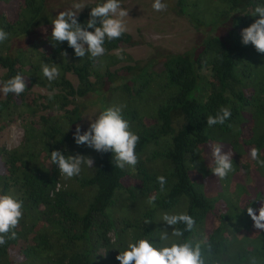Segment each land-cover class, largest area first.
I'll use <instances>...</instances> for the list:
<instances>
[{
    "label": "trees",
    "instance_id": "trees-1",
    "mask_svg": "<svg viewBox=\"0 0 264 264\" xmlns=\"http://www.w3.org/2000/svg\"><path fill=\"white\" fill-rule=\"evenodd\" d=\"M57 1L0 0V29L9 33L0 43V81L17 73L28 76L25 93L19 97L8 94L0 100V129L15 119L23 123L32 118L44 128L42 136L32 141L42 146L41 152H28L24 125L18 148H0V194L14 195L24 204L17 238L0 246V264H120L116 256L129 241L158 237L161 229L155 217L159 212H187L194 217L196 229L185 233V238L207 237L211 245L208 264H248L251 257L264 264V230L255 229L247 214L248 206H261L258 199H264V182L255 184L261 186L256 199L247 198V190L237 186L235 195L225 192L220 196L224 201L220 206L219 197H207L202 179H192L191 172L198 169L204 177L199 170V149L208 143L211 133H231L239 107L251 103L264 107V54L241 42V30L258 18L250 15L257 5H264V0H177L180 14L196 31L205 30L204 36L189 51L167 55L159 72L154 71L153 63L130 64L127 53L123 52L125 59L117 58L116 49L124 51L138 44L129 33L105 42L106 53L100 64L87 55L76 57L67 42L53 47L52 7ZM201 1L206 3L204 8ZM102 2L95 0L88 5L78 22L86 24L91 7ZM34 37L38 38L36 46H32L37 43ZM62 52H67V57ZM42 63H55L60 76L50 83L42 74ZM117 65L122 66L112 71ZM67 74L76 78V86ZM32 86L46 90L53 98L45 96L41 105L39 96L32 99L29 94ZM118 91L143 103L141 110L123 111L125 119L141 123V130L136 132L140 137L136 147L139 163L133 173L140 182L138 193L133 192L135 188H124L122 180L129 171L115 167L110 152L92 150L94 171L70 180L59 174L56 165H50L53 150L76 154L69 144L75 143L74 132L83 115L77 101L89 95H96L98 101L104 92ZM149 97L158 103L146 110ZM221 107L231 110V118L224 125L208 127L207 116H214ZM43 110L47 115L40 114ZM263 142L264 136L258 139V146ZM158 158L163 161L161 173L143 166L142 161ZM161 175L167 179L163 193L157 182ZM261 177L264 180L263 168ZM57 185L59 190L55 191ZM120 193L124 195L122 203H133L140 197L142 204L156 195L159 212L145 209L135 219L138 226L134 221L113 218L112 209H108L117 205ZM135 207H131V214L140 213ZM145 219L152 223L145 225ZM110 232L113 243L107 237ZM102 250L105 254L101 256L98 252Z\"/></svg>",
    "mask_w": 264,
    "mask_h": 264
},
{
    "label": "clouds",
    "instance_id": "clouds-1",
    "mask_svg": "<svg viewBox=\"0 0 264 264\" xmlns=\"http://www.w3.org/2000/svg\"><path fill=\"white\" fill-rule=\"evenodd\" d=\"M86 6L82 2H75L68 10L59 11L51 22V40L54 42L53 47L67 42L76 57L82 59L87 55L94 63L100 64V58L106 53L105 42L120 39L128 31L125 18L129 17V10L122 7L121 0H103L102 3L91 7L89 19L86 24H81L78 22V15ZM152 8L157 12L166 11L167 4L162 0H154ZM250 16L258 18L241 30V42L245 46L251 44L257 53L264 54V5H257ZM8 36L9 33L0 29V43L7 40ZM115 54L118 59H125L122 49H116ZM62 55L67 57V52H62ZM41 70L50 83L60 76V70L55 63H42ZM27 82L26 76L17 73L6 81H0V93L4 96L14 94L19 97L28 89ZM52 98L50 93L49 99ZM124 108V104L110 106L95 118H88L89 127L83 132L80 125H77L74 141L78 146H87L100 154L112 153L115 167L121 170L127 167L135 172L139 163L136 147L140 137L131 130L129 121L124 118ZM231 115L229 108L221 107L214 116H207V126L224 125ZM210 147L214 160L210 171L215 177L224 180L235 170L233 153L223 151L222 145L217 143H212ZM200 155L201 152L199 160ZM254 161L264 168V158H261L260 149L256 147L250 149L249 166L252 164L254 168ZM94 163V158L78 153L65 155L60 150H53L50 155V165H56L59 174L68 180L80 176L84 167L94 168ZM244 167L242 162L236 170L240 178L242 171L245 172ZM157 182L160 192L163 193L167 184L166 177L158 176ZM57 188L59 190V185ZM156 200L157 196L152 195L146 203L155 208ZM258 200L262 202L261 206H248L247 214L255 229L264 230V199ZM23 209V200L11 194H0V246L5 245L8 239L17 238L16 229L24 217ZM161 221L171 226V232L165 227L160 230L156 239L145 237L129 241L126 248L116 256L120 264H208L207 254L211 252V245L207 242V237L185 238V233H193L196 229L193 216L187 212L164 213ZM151 223L150 219L144 220L145 225ZM248 264H257L256 258H249Z\"/></svg>",
    "mask_w": 264,
    "mask_h": 264
},
{
    "label": "rangeland",
    "instance_id": "rangeland-1",
    "mask_svg": "<svg viewBox=\"0 0 264 264\" xmlns=\"http://www.w3.org/2000/svg\"><path fill=\"white\" fill-rule=\"evenodd\" d=\"M205 1L208 2V0ZM75 2H82L88 6L94 3L95 0H58L57 3L53 2L54 5L52 7V12L54 16H56L59 11L68 10ZM153 2L154 0H121L122 7L129 10V17L125 18L128 27V31L126 33L131 34L138 43L134 47L125 49L123 52L127 53L132 59L130 64L153 63L154 71L159 72L162 69L161 64L167 55L182 54L189 51L196 43H199L201 38H203L205 30H200V32H198L193 28L188 19L180 14L179 9L177 8V0H162V2L167 4V9L166 11L161 12L153 10ZM205 6L206 3L201 1V8H204ZM84 9L79 13V15L84 11ZM10 16L12 17L13 14L11 13ZM34 38L37 39V43L32 46L38 45V38ZM121 66L122 65L113 66L111 67V70L114 71L116 68ZM1 75L2 70L0 69V76ZM25 76L28 77L26 74ZM66 77L74 86L77 85L76 78L72 74H67ZM151 90L153 91V89ZM29 94L32 95V99L39 96L37 97V100L41 105L45 102L44 97L49 95L46 90L37 86H32L29 89ZM96 97V95H89L84 100L77 101V104H81L83 110L82 120L79 123L82 132L87 130L89 127L90 121L88 118H95V116L99 115L101 110H104V107L107 108L114 105L124 104L126 105V108H124L123 111L130 108H139L141 110L143 107V103L140 100L127 99V97L122 95L119 91L113 93L104 92V95L98 101H96ZM3 98L4 95L0 93V100ZM146 103L145 109L148 110L150 107L156 106L158 99L149 97L146 99ZM40 114L47 115V111L43 110ZM49 114L52 115L53 113ZM30 121H33L34 125H32ZM128 121L133 132L136 133L141 130L140 122ZM22 125H24L25 130L27 131L26 139L28 144L26 148H28V152H34L36 154L43 151L42 146L32 144V141L37 136L41 137L44 133L42 124L37 125L35 119L33 118L24 120L23 123L21 120L15 119L8 125H4L2 129H0V148L10 151L20 146L24 136ZM262 136H264V107H260V103H251L250 105H243L239 107L238 115L233 124L231 133H211L208 143L199 149V152H201L199 170L201 169L204 177H201L198 174V169H194L191 171L192 179L196 178V180H199L201 178L203 181L202 190L205 192L207 197L210 195H213L214 198L219 197L217 204L220 206L224 203V201L220 199V196L225 194V192L228 195H235V193H237V186L243 187L244 190H247V198L256 199V195L260 192L261 186H255V184L262 183L264 180L261 177V167L255 161L254 168L252 164L249 166L250 149L252 147L260 149L261 158H264V142L261 144L262 146H258L257 144L258 139ZM212 143L220 144L222 145L223 151L233 153L232 161L235 170L229 173L227 177H231L232 175L234 176H232L227 183V177L224 180H220L210 171V168L214 166V160L210 147ZM69 146L73 147L72 152L93 158L92 149L87 146H78L76 143L73 145L69 144ZM148 149L151 151L155 150L151 147ZM156 153L160 154L161 152ZM244 157L245 159L243 160ZM142 162L144 163L143 166L148 168L150 171H157L161 173L164 170L163 161L160 158ZM242 162L245 164V173L242 174L240 178V175H238L236 170L239 169V165L242 164ZM125 169L129 172L128 177L122 180L124 188H135L133 192L138 193L136 191V187L140 185V182L135 179L133 175L135 172L131 169L129 170L127 167ZM93 171V168L89 169L84 167L81 173L84 175L87 173L89 175V172L92 173ZM251 171L254 173L250 174ZM138 195H140V192ZM86 199H88V197ZM125 199H127L126 194ZM122 201H124V195L121 196L120 193L118 195L117 205L108 210L112 209L111 215L113 218L130 220V222L134 221L132 223L135 226L139 225L138 222L136 223L135 219H138L140 215L143 214L142 212H144L145 209L152 211L156 209V207H150L146 203V200L142 203L144 205L140 204V197L133 203L129 201L122 203ZM120 203L124 205L123 208H121L122 206ZM132 206H136L140 213L131 214L130 209ZM156 211L159 212L158 209H156ZM159 213L157 214V218L155 217L158 222L157 226L162 229L159 225L161 224L163 228L167 227L168 231L171 232V226H167L163 221H161V217L164 213ZM209 225H212V223ZM107 237L112 243L114 242L112 232L108 233ZM98 254L102 256L105 252L102 250L99 251Z\"/></svg>",
    "mask_w": 264,
    "mask_h": 264
},
{
    "label": "built area",
    "instance_id": "built-area-1",
    "mask_svg": "<svg viewBox=\"0 0 264 264\" xmlns=\"http://www.w3.org/2000/svg\"><path fill=\"white\" fill-rule=\"evenodd\" d=\"M56 191H58V188L56 189Z\"/></svg>",
    "mask_w": 264,
    "mask_h": 264
}]
</instances>
